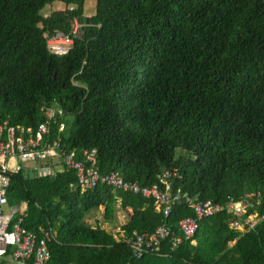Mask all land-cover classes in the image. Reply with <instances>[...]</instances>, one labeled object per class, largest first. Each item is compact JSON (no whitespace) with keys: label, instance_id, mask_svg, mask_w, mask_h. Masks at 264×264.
Wrapping results in <instances>:
<instances>
[{"label":"trees","instance_id":"16d2710c","mask_svg":"<svg viewBox=\"0 0 264 264\" xmlns=\"http://www.w3.org/2000/svg\"><path fill=\"white\" fill-rule=\"evenodd\" d=\"M54 2L66 9L44 16ZM84 5L0 0V122L35 132L42 109H57L50 140L64 151L79 159L95 151L100 173L141 186L162 185L175 170L180 198L166 215L152 199L105 184L72 190L73 171L29 182L13 172L7 197L29 202L23 227L57 231L55 264H264V0H97L92 16ZM57 32L74 40L65 55L48 48ZM250 193L259 202L249 209L260 220L253 229L231 228L224 210L201 220L198 245L172 250L165 241L139 260L84 224L100 204L112 214L119 195L131 208L126 236L163 226L181 236L180 220L197 215L188 197L224 204Z\"/></svg>","mask_w":264,"mask_h":264},{"label":"built area","instance_id":"2783aa9c","mask_svg":"<svg viewBox=\"0 0 264 264\" xmlns=\"http://www.w3.org/2000/svg\"><path fill=\"white\" fill-rule=\"evenodd\" d=\"M82 25L76 20L73 24V34L77 37L80 34ZM74 46L71 36L61 32L55 33L48 39L49 50L56 55L67 54ZM45 115L44 122L40 123L37 130H23L11 126L8 122H0V259L11 256L17 263L33 261L32 264H54L49 243L54 241L50 231L44 230L43 237L23 227V219L26 218L25 210L19 206H12L9 212L5 213L4 208L9 206L7 189L10 184V175L13 171L9 167V161L18 158L21 162L33 160H44L49 156H60L66 168L73 170L78 176V187L86 192L93 190L100 184H105L115 190L129 191L133 194H140L145 198L154 201L157 209L163 210L166 215L170 214L171 207L180 198V190H172V178L177 176L176 171H164L161 175V184L141 186L137 182L124 179L116 172L106 174L100 173L96 167V153L85 152L83 160L76 157L75 152H66L62 149L61 143H50L51 126L56 116H62L59 110L42 109ZM65 129L64 125L60 131ZM55 148L59 153L55 152ZM19 168L16 169L18 171ZM15 172V171H14ZM53 171L43 167L40 174L49 176ZM186 196L187 193L185 194ZM257 196L255 193L246 194L242 198L231 197L224 204L216 203L213 200H199L188 197V205L196 210V216L184 217L180 220L178 228L181 236H178L172 227L163 226L151 234H138L133 232L131 236L124 238L123 243L128 247L134 259L139 260L145 255L161 253L163 243L169 241L172 250L177 249L185 240H193L201 227V220L227 210L235 218L230 220V227L236 230L245 231L256 225L258 216L249 212L258 201L251 200Z\"/></svg>","mask_w":264,"mask_h":264},{"label":"crops","instance_id":"0c3cea01","mask_svg":"<svg viewBox=\"0 0 264 264\" xmlns=\"http://www.w3.org/2000/svg\"><path fill=\"white\" fill-rule=\"evenodd\" d=\"M49 141H50V143H56L58 141L60 142V139H57V140L55 139V141H51V140H49ZM55 152L57 154L59 153L57 148H55ZM83 154H84V152H83ZM83 154H82V156H83ZM83 159L84 158L82 157L80 160H83ZM0 167H1V162H0ZM9 167L13 172L15 171V173H13V174L21 175L23 182H27V181L29 182V181H34V180L44 179V178H54L57 174L63 173L64 171H73V170L66 168L62 158L58 155L49 156L47 159H44V160L38 159V160L29 161V162H21L18 158H14V159L9 161ZM43 167L50 168L53 171V173L49 176L41 175L40 170H42ZM17 168H19L18 171H16ZM73 172H75V171H73ZM76 175H77V173H76ZM71 189L72 190L80 189L78 187V176H77V181L75 183L71 184ZM80 192L84 193L83 191H81V189H80ZM115 198H116L115 207L113 209L112 214L108 213L107 207L104 204H100L99 206L93 207L92 209L86 211V213L84 215V224L86 225V227H90V229H93L96 231H102L106 234H109L110 236L113 237V239H115L116 242H123V239L125 237L131 236V234L129 236H126L125 233L123 232V229L121 228V226H123L124 224L127 223L129 214L131 212V208L127 206L124 209L122 207V202H121L122 197L121 196L115 195ZM55 201H57V200H55ZM36 205H38V204L36 203ZM12 206H19L21 209L25 210L26 216H27V213L29 210V202L28 201H20L19 203L15 204V205L9 204V206L7 207L8 210ZM116 208H118L119 210H116ZM155 208H156V206H155ZM94 209L95 210H97V209L101 210L102 214H103V217H100V222L97 225H92L90 223V216L89 215ZM156 210H159V209L156 208ZM116 213H117V215H116ZM114 220H116V222L118 224L117 226H115L114 224H111V222H114ZM118 220L120 222V225H119ZM259 222H260V220H259V218H257L256 225ZM44 230L50 231L54 237V241L49 243V248H50V251L52 253V246L54 244H58V240H57V236H56L57 231L52 226H49V228L40 227L38 229V231H31V230H29V231L36 233L39 237H43ZM133 232H137V231H133ZM242 232H245V231H242ZM137 233L138 234H151V233H139V232H137ZM184 240L185 239H183V241ZM193 244L198 245V241L195 238L193 239ZM231 245H233V244H231ZM149 255H151V254H149ZM32 263H33V261H29V262L22 263V264H32ZM0 264H21V263L15 262L12 259V257L9 255L5 258L0 259Z\"/></svg>","mask_w":264,"mask_h":264},{"label":"rangeland","instance_id":"374dc122","mask_svg":"<svg viewBox=\"0 0 264 264\" xmlns=\"http://www.w3.org/2000/svg\"><path fill=\"white\" fill-rule=\"evenodd\" d=\"M96 5H97V0H85V5H84V8H85V15L86 16H92L93 14L96 13ZM66 9V6L64 3H61V2H54L50 5H47L45 7V9L43 10V15L44 16H49L52 12H55V11H59V10H65ZM74 119L71 118V117H68L67 118V121L68 122H72ZM180 154V149H178L176 151V155L178 156ZM188 155V153H187ZM112 189V188H111ZM116 210H119L118 208H116ZM4 212L5 213H8L9 210L7 207L4 208ZM117 215V213H116ZM90 223L92 225H97L99 222H100V217H103V214H102V211L97 209V210H93L91 213H90ZM99 217V218H98ZM119 222V220H118ZM111 224H114L115 226H117V222L116 220H114V222H111ZM119 225H120V222H119Z\"/></svg>","mask_w":264,"mask_h":264}]
</instances>
